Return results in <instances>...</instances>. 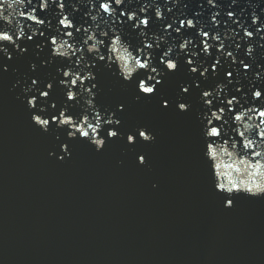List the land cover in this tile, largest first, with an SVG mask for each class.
<instances>
[{
    "label": "water",
    "instance_id": "obj_1",
    "mask_svg": "<svg viewBox=\"0 0 264 264\" xmlns=\"http://www.w3.org/2000/svg\"><path fill=\"white\" fill-rule=\"evenodd\" d=\"M10 2L12 9L0 4V32L13 41L0 42V264H264V194H225L215 180L264 190V158L255 156L264 154V0H107L117 23L98 12L105 0H44L43 10L41 0ZM213 12L218 22L231 12L243 26L233 40L220 25L229 38L222 52L239 41L231 58L211 41L203 53L197 31H208ZM62 16L72 29L60 25ZM139 19L148 26H136ZM181 20L194 27L177 35ZM53 38L66 55H53ZM168 62L177 67L169 71ZM141 81L154 92L141 94ZM228 99L236 100L231 111ZM61 113L73 124L59 125ZM78 126L97 128L101 150L91 132H74ZM210 127L216 137L206 134ZM140 131L153 140L141 141ZM249 141L255 144L246 149Z\"/></svg>",
    "mask_w": 264,
    "mask_h": 264
},
{
    "label": "snow or ice",
    "instance_id": "obj_2",
    "mask_svg": "<svg viewBox=\"0 0 264 264\" xmlns=\"http://www.w3.org/2000/svg\"><path fill=\"white\" fill-rule=\"evenodd\" d=\"M115 4L117 6L121 5L122 3V0H114ZM6 3V0H0V4H5ZM14 3L15 4H20L21 3V0H14ZM209 3L211 4V0H209ZM42 5H44V7L41 8V10H43L45 8V4H44V0H41V3ZM7 8L8 9H12L13 8V2H10V0H7ZM111 8V5L107 2V0H105V2L103 3H99V10L98 12H103L105 14H107L106 16H104V20H107L106 18L110 17L112 18V22H120L119 20H116L115 19V14L113 12V10L110 11ZM62 11V6H61V9ZM143 11V9H142ZM0 12H3V9L0 8ZM10 15H11V12H10ZM217 13L213 12L210 16V27L208 29V31H203V30H198L197 31V36L200 37L201 39V46H202V50H203V53L205 55H207L209 53V50L211 48V44L209 43V41L213 42V43H216L219 45V47H217L216 51L218 53H220L221 55L227 57V58H231L232 55H233V52L237 51L238 48H239V41H235V43L233 44V52H222V49L224 47V44L226 43V41L228 42L229 41V38L227 36H224L222 37L220 35V30H221V27L220 25L222 24L224 28L226 29H230L231 30V38H233V40H235V37L237 35V32L239 30L242 29V25L238 23V21L236 19L233 18V13L231 12H228L226 13V20L225 21H221V22H218L215 17H216ZM119 16L121 18H123L125 16V13L123 11H121L119 13ZM155 16L156 18L159 20L161 18V12L159 11V9L156 10L155 12ZM135 19L134 15L133 14H128L127 15V21H133ZM0 20H3V16H0ZM229 21L231 23H229ZM34 22L39 24V25H42L43 24V21L41 20H37V19H34ZM59 22H60V25L62 27H65V28H70L72 29L73 28V23L70 22L69 18L67 16H62L60 19H59ZM252 25H256L257 24V19L255 17L252 18V21H251ZM149 24V21L147 19H139L138 21V25L136 26H142V27H147ZM173 24H176V20L173 19L171 21H169V25L168 27H171V25ZM232 25H235V30H233L232 28ZM168 27H165L164 28V31L165 32H168ZM194 27V24H193V21L192 20H181L179 22V25L177 28L173 29V31H175L177 33V35H179V30L180 29H184V28H187V29H192ZM38 29V28H37ZM80 28L79 27H75L74 28V31L75 32H80ZM85 31H87V29H85ZM257 31H260V29H257ZM209 32H212L211 35H209ZM36 35V32L35 31H32V34L30 36H28V39L31 40L33 36ZM41 36H43V33H40ZM64 35H67L69 37L72 36V32H64L63 33V36ZM106 35V34H105ZM21 36H23V32H21L19 35L16 36V39L19 40L21 38ZM243 37L245 39H249L251 38V33L247 30H243ZM88 40H93V36L91 34L88 35L87 37ZM117 41H119V37H116L115 39L112 40V43L113 44H116ZM0 42H7L9 44L13 43L12 41V37L6 33H2L0 32ZM51 45H56L55 48H52V53L54 56H64L66 55L65 52H62V51H59L58 49L61 47V45H57L56 43V39L53 38L50 42H49ZM85 43H87V41H85ZM186 43H191V41H185L184 43H181L180 44V49L183 50L186 46ZM64 44H68V41H64ZM94 44H95V41H94ZM151 47L150 44L148 43H143V48L144 49H149ZM21 52H23L24 50L21 49L20 50ZM77 51H80V50H76ZM172 51V48L171 47H168L165 52H164V56L167 57L169 52ZM252 49L251 48H248L245 52V55H248L249 53H251ZM73 55H75V52H73ZM100 59H103V57H100ZM145 59H147V55H145ZM137 62L139 63V61H136V64ZM161 63H163V60H161ZM188 64H191L192 61L189 60L187 61ZM218 63V60H214L213 61V68H212V71L215 72L216 71V67L215 65ZM232 63L235 64V60L233 59L232 60ZM140 65H146V68H147V64L146 63H139ZM164 67L166 69H168L169 71H173L177 65L174 64L173 62H168L166 64H164ZM241 67L243 68L244 71H247L248 69L246 67H244L243 65H241ZM144 68V69H146ZM192 72H195L196 69L195 68H191L190 69ZM154 71V70H153ZM205 71H207V69H205L204 71H202L200 73V75L203 77L204 74H205ZM63 75L65 77H68L70 74L69 72H64ZM226 78H228V76L226 75ZM90 79L89 76H85L84 77V80H88ZM80 80V77L79 76H75L74 79L72 78V85L75 86L76 82ZM81 83H83V81H80ZM157 82V81H156ZM145 88H148V87H145ZM183 91H186V89H184ZM237 91H239V89H237ZM70 93L69 95L72 97V100L74 99L73 97V94L71 92V90H69ZM42 96L46 95V93H41ZM210 95V93L208 92H204L203 93V96L204 97H208ZM261 96V93L259 92H254L253 93V98L254 99H258L259 97ZM71 100V101H72ZM32 104H33V101L32 100H29ZM236 103V100L235 99H228L227 100V105H229V111L232 110L231 106L234 105ZM252 109H255V108H252ZM222 115V114H221ZM213 116L216 117L217 119H219V117L216 116V113L213 112ZM259 116L260 117H264V110H260L259 111ZM236 119L237 120H240L241 117L240 116H236ZM261 125H264V120H261L260 121ZM72 124H73V121H72ZM209 124H211V120H209ZM245 130H249L248 129V126L245 125ZM259 132L260 133H264V127H259ZM207 135H210L212 137H216L218 135V132H217V128L216 127H210L206 133ZM243 135V134H242ZM261 139H264V137H261ZM255 144V141H249L248 143L245 144V148L246 149H251L253 148ZM233 147H235V145H233ZM256 147H262V145H256ZM211 152V149L209 150ZM255 156L256 157H262L264 158V154H262L261 151H256L255 152ZM249 191H251V189H249Z\"/></svg>",
    "mask_w": 264,
    "mask_h": 264
},
{
    "label": "clouds",
    "instance_id": "obj_3",
    "mask_svg": "<svg viewBox=\"0 0 264 264\" xmlns=\"http://www.w3.org/2000/svg\"><path fill=\"white\" fill-rule=\"evenodd\" d=\"M137 67L140 68V69H144V68H146V65H140L137 62ZM128 75H131V73H129ZM157 83H159V81H157ZM138 90H139V92L141 94H145V95H150V94H152L154 92V88L153 87L145 88V83L143 81H141L139 83ZM67 100L71 101L72 97L70 95H67ZM28 105H29V107H31L32 103L30 101H28ZM179 109H180V111H184L185 110L183 105H180ZM32 120H33L34 124L39 126L42 130L47 128V125H48V121L47 120H42V119H40L37 116H33ZM53 123H55V120H53ZM83 123H84V121L81 122V124H83ZM59 125H72V120L63 118V113H61V118H60ZM74 132L79 133L81 138H87L89 132H91L92 133L91 143L95 146L97 151L101 150V148L103 146V141L96 138V132H97V128L96 127L89 126L88 128H82V127L78 126V127H76L74 129ZM107 135H108L109 138H112V137H115L117 134L115 132L109 131ZM138 135H139L140 140L143 141V142H151L153 140V137H151L150 135L146 134L144 131H140L138 133ZM127 142L129 144L134 143L133 137L129 136L127 138ZM61 151H64V149L62 148ZM138 162L143 164L144 161H143L142 158H139ZM215 180L217 182L216 183V190L218 192H223L225 194H232L234 192L239 191V192L245 193V194H247L249 196H252V197H256V196H259L261 194H264V190H258V191H252L251 190V191H249V189L245 190V189L237 188L236 186L227 187L224 184L218 183L217 179H215ZM228 183L231 184V181H229ZM225 206L228 207L230 205L226 204Z\"/></svg>",
    "mask_w": 264,
    "mask_h": 264
}]
</instances>
